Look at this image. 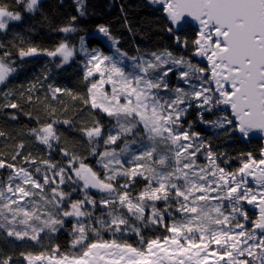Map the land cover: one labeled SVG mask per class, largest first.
I'll use <instances>...</instances> for the list:
<instances>
[{
  "label": "snow or ice",
  "instance_id": "6c2138e0",
  "mask_svg": "<svg viewBox=\"0 0 264 264\" xmlns=\"http://www.w3.org/2000/svg\"><path fill=\"white\" fill-rule=\"evenodd\" d=\"M16 3L29 13L38 7V0ZM76 3L83 16V0ZM151 3L162 7L169 22L167 30L177 45L188 49L191 44L193 56L206 59L207 64L201 67L182 56L176 58L167 49L129 57L116 47L118 41L103 25L98 31L112 41L117 55H105L96 48L89 51L80 37L79 51L86 59L83 79L88 83L84 103L115 121L106 137L98 120L82 130L91 146L90 155L104 171L101 175L85 163L86 157L63 149V156L70 157L67 165L40 161L45 166L42 179L36 175L41 173L40 167L34 174L0 160V169H11L6 180H0V229L8 237L39 243L42 233L55 234L65 227L66 218H75L69 233L70 255L59 245L47 254L22 252L26 264H264V147L259 158L251 152L242 154L240 166L226 171L211 147L191 131V122L187 128L183 123L195 104L202 122L227 133L247 139L253 132L264 134V0ZM187 18L195 24L194 33L181 41L177 33L185 26L193 27ZM21 20L20 11L0 5V31ZM75 20L73 16L59 31L75 32L71 23ZM40 51L29 47L18 54L24 58ZM43 51L49 57L59 56L61 64L75 54L63 41L54 50ZM9 56L4 52L0 57V83L15 71L5 61ZM174 72L186 87L170 86L169 76ZM49 89L53 98L64 91L52 85ZM5 106L18 107L15 103ZM214 109L225 114L203 121V113ZM57 123L60 121L46 122L32 129V134L51 149L52 141L59 140ZM201 154L207 163L198 162ZM19 155L17 152L12 159ZM120 178L123 184L118 183ZM137 180L144 186L133 196L129 189ZM68 182L74 185L73 191L83 193V199L70 201V193L60 187ZM89 189L106 194L99 201L107 209L106 215L94 220L93 211L86 210L88 205L93 210L97 205ZM160 201L165 204L163 209L157 206ZM245 204L257 210L254 218ZM166 217L171 218L170 223ZM133 220L145 227H162L167 234L145 240ZM102 231L113 236L134 233L139 246L115 238L104 240ZM0 264H13L12 256H0Z\"/></svg>",
  "mask_w": 264,
  "mask_h": 264
},
{
  "label": "trees",
  "instance_id": "16d2710c",
  "mask_svg": "<svg viewBox=\"0 0 264 264\" xmlns=\"http://www.w3.org/2000/svg\"><path fill=\"white\" fill-rule=\"evenodd\" d=\"M0 5H6L13 11H20L21 21L10 24L7 31L2 33V47L0 57L4 52L10 53L5 61L15 69L0 83V160L14 164L17 168L25 167L35 174L40 167L41 173L36 174L42 179L45 166L42 160L66 166L70 157H64L62 149L77 157L85 158V163L96 170L97 158L90 155L88 138L83 129L91 128L98 120L103 125L105 137L114 127V120L98 109L91 108L90 103L85 104L88 83L84 81L81 56L77 53L75 58L61 64V58L49 57L43 50H54L62 41L67 42L75 50L80 46V37L83 36L89 49L101 47L105 52L102 40L94 37L98 26L103 25L109 29L110 35L118 41L121 52L129 57L147 55L151 52L167 49L176 58L192 59L193 56L182 46L177 45L175 36L168 32L169 22L163 10L150 4L148 0H83L84 15L77 11L76 0H44L35 13H27L16 0H0ZM76 20L72 26L75 32L64 33L61 27L69 25L71 18ZM194 28L185 26L177 34L181 41L185 35L191 36ZM37 47L41 51L37 55L20 58L19 50ZM60 65V67H57ZM170 82L173 75L169 76ZM49 85L61 88L64 91L57 93L53 98ZM15 103L17 108L5 105ZM15 117V118H13ZM193 112L184 118L183 123L193 122ZM204 115L205 121H213ZM58 120L55 125L58 141H52L53 147L49 149L41 144L32 134V129L39 128L46 122ZM68 120L70 124H64ZM194 132L203 135L211 150L220 157L221 166L226 171H232L223 161L235 165L242 154L253 153L257 158L263 146V140L253 137L247 141H240L238 136L229 135L224 129L202 124L194 126ZM122 143V142H120ZM23 144L21 149L19 146ZM100 150H103V141H100ZM20 152L16 160L12 157ZM29 162H25V158ZM35 160L36 163H31ZM239 165V164H238ZM78 166V165H77ZM8 168L0 170L3 176ZM102 175V171L96 170ZM120 182V180L118 181ZM144 186L142 180L129 189L132 195H137L138 189ZM98 198V195H90ZM175 206V205H174ZM171 220V218L166 217ZM145 238L154 239L166 235L160 227H139ZM65 227L57 235H42L39 243L30 240H15L8 237L6 231L0 229V256H12L13 264H26L21 253L31 252L34 255L50 253L51 249L59 245L62 252H69L70 236L65 234ZM103 236L104 240L117 239L118 242L127 241L133 246H139V237L128 238Z\"/></svg>",
  "mask_w": 264,
  "mask_h": 264
},
{
  "label": "rangeland",
  "instance_id": "374dc122",
  "mask_svg": "<svg viewBox=\"0 0 264 264\" xmlns=\"http://www.w3.org/2000/svg\"><path fill=\"white\" fill-rule=\"evenodd\" d=\"M44 2V0L42 1V3ZM149 3L150 4H153V3H151V0H149ZM155 6H157V7H160V5H158V4H154ZM35 13V12H34ZM13 22H16V21H13ZM13 22H10V24L11 23H13ZM193 25V28H195V25L194 24H192ZM94 37H97V38H99V39H101L102 40V42H103V44L105 45V47H106V49L108 50L107 52H105L104 51V49L103 48H101V47H96V49H99L101 52H103L105 55H110V56H112V55H117V53H116V51H115V48L112 46V41H110L107 37H105L102 33H100L98 30L95 32V34H94ZM85 47L86 48H88V46L86 45V43H85ZM116 47H118V43H117V45H116ZM79 48H80V46L78 47V49L77 50H75V54H74V56L69 60V61H71L72 59H74L75 58V56H76V54L78 53L80 56H81V60H82V69H83V72H84V65H85V63H86V59H85V57H84V55L79 51ZM88 50L89 51H91L92 49H89L88 48ZM188 52L193 56V52H192V48H189L188 49ZM191 61H192V63L193 64H198L199 66H201V67H203V66H206V64H207V60L206 59H203V58H200V57H194L193 56V58L191 59ZM125 63L126 64H130L131 63V61H128V60H125ZM173 75V80L170 82V86H176V85H180L181 87H186L185 85H183V83L181 82V81H178L177 80V73L176 72H174V73H170V75ZM106 87H109V91H110V86H106ZM221 107H225V106H221ZM198 109L195 107V104H193V106L188 110V113H187V115L185 116V117H187L191 112H193V122L191 123V131L192 132H194V126L196 125V124H202V125H205V126H209V125H212V126H214L213 124H211V123H205V122H202V120H201V118H200V116L198 115ZM227 112L228 113H230L229 112V108L227 109ZM225 113L224 112H222V111H219V110H213L212 112H204L203 113V121H205L204 120V115H207L208 117H207V120H208V118H212L213 119V121L214 120H216L218 117H220V116H222V115H224ZM184 117V118H185ZM115 122V121H114ZM189 125L188 124H184V127L185 128H187ZM218 128V127H217ZM220 129H223V128H220ZM225 130V129H224ZM238 134V133H237ZM229 135H231L230 133H229ZM234 136H238V138L240 139V141H242V142H244V141H247V140H249V139H247V138H241V136H240V134H238V135H234ZM250 136H251V138L250 139H252L253 137H256V135H253L252 133L250 134ZM199 137H200V139L206 144V145H208V141H207V139L203 136V135H200L199 134ZM217 155V157H218V159H217V163L221 166V163H220V157H219V155L218 154H216ZM227 161V160H226ZM200 164H205V163H207V161L205 160V158H204V154H201L200 155V157H199V161H198ZM223 163H225V160L223 161ZM239 164V165H238ZM225 165L227 166V167H231V170L232 171H235L239 166H240V160L239 161H237L236 163H235V165H231V164H229V161H227V163H225ZM126 167H127V165H126ZM222 167V166H221ZM224 168V167H223ZM1 170V169H0ZM2 170H3V168H2ZM96 170H99V171H104L103 169H102V167L100 166V165H98L97 164V166H96ZM11 173V169H7L6 170V172H5V174L3 175V176H1L0 175V180H6V178H7V176L9 175ZM49 175H51V173H49ZM102 175H103V173H102ZM57 181L59 180V178L58 177H56L55 178ZM120 180V182H118L119 184H123L125 181H124V179L123 178H120L119 179ZM65 192H67V193H70V201L71 200H78V199H83V193L82 192H80V191H73L72 190V188L74 187V185H71V182H68V183H66V184H64V185H61L60 186ZM143 188V187H142ZM142 188H140V189H138V191H137V194L139 193V191L142 189ZM89 195H92V193H90L89 192ZM133 196H136V195H133ZM98 198H93V199H95L96 201H97V205H96V208L93 210L92 209V206L91 205H88L87 206V208H86V210H88V211H93V220L95 219V217H97V216H100V215H102V214H105L106 215V212H107V209H104V208H102V206L100 205V203H99V201H100V198H101V196H97ZM28 198H26V200H27ZM22 204L24 203V202H21ZM157 206L159 207V208H161V209H163L164 207H165V204H164V202L163 201H160V202H157ZM175 207V206H174ZM245 208H246V210L248 211V213H249V215L250 216H253V218H254V214L256 213V209H254V208H252V206H250V205H246L245 204ZM149 212H150V209H149ZM125 213H126V210H125ZM176 218H179V215L177 214V217ZM74 219L75 218H66L65 219V234L66 235H69V233H70V231H71V229H72V224H73V222H74ZM169 221V223L171 222V220H168ZM132 223L136 226V227H145L144 226V224H142V223H140L139 221H135V220H133L132 221ZM149 228H156V227H158V226H148ZM17 228H23V226L22 225H17ZM160 230L161 231H164V229L162 228V227H160ZM58 234V232L57 233H55V234H48L47 236H54V235H57ZM109 234H111V233H109V232H106V231H102V233H101V238L103 237V236H107V237H110L109 236ZM42 235H45V234H41V236ZM70 236V235H69ZM129 236H136L134 233H131V232H129L127 235H121V234H116V237H121V238H123V239H125V238H128ZM113 237H115V236H113ZM11 238H13V239H15L14 237H11ZM16 240V239H15ZM25 240H28L27 238L25 239ZM70 240H71V237H70ZM31 241V240H30ZM70 246V245H69ZM26 263V262H25Z\"/></svg>",
  "mask_w": 264,
  "mask_h": 264
},
{
  "label": "water",
  "instance_id": "95a60500",
  "mask_svg": "<svg viewBox=\"0 0 264 264\" xmlns=\"http://www.w3.org/2000/svg\"><path fill=\"white\" fill-rule=\"evenodd\" d=\"M157 8H161L162 9V7L160 6V7H157ZM163 10V9H162ZM164 13V12H163ZM164 16H165V14H164ZM166 17V16H165ZM189 21H190V18H187ZM191 22V21H190ZM192 24H194V22H191ZM195 25V24H194ZM180 32V31H179ZM53 58H60L59 56H57V57H53ZM231 110H230V108H229V112H230ZM239 134V133H238ZM237 133H235V134H231V135H238ZM253 135H256V137H258V138H260L261 140H263V146H264V134H261V133H259V132H253L252 133ZM90 193H92V194H94V195H98V196H104V195H106V194H103V193H100V192H98V190H96V189H89L88 190Z\"/></svg>",
  "mask_w": 264,
  "mask_h": 264
},
{
  "label": "flooded vegetation",
  "instance_id": "af4514ba",
  "mask_svg": "<svg viewBox=\"0 0 264 264\" xmlns=\"http://www.w3.org/2000/svg\"><path fill=\"white\" fill-rule=\"evenodd\" d=\"M42 1H43V0H38V7L42 4ZM21 6H22V5H21ZM22 7H23V6H22ZM38 7H37V9H38ZM27 13H29V12H27ZM32 13H34V12H32ZM3 32H5V31H0V44H1V41H2L1 39H2V33H3Z\"/></svg>",
  "mask_w": 264,
  "mask_h": 264
}]
</instances>
